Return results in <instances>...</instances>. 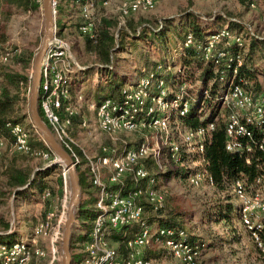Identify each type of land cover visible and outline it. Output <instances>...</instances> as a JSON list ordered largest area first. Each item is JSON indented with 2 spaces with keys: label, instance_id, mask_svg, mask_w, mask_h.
<instances>
[{
  "label": "built area",
  "instance_id": "2783aa9c",
  "mask_svg": "<svg viewBox=\"0 0 264 264\" xmlns=\"http://www.w3.org/2000/svg\"><path fill=\"white\" fill-rule=\"evenodd\" d=\"M40 3L42 0H32ZM81 0L75 2L80 10L81 23L79 32L96 43L99 38L98 25L94 12L99 7L118 5L119 16L126 20L133 15L151 13L156 9V0ZM209 1V0H204ZM59 0H53L54 16L57 19ZM124 23V22H123ZM163 27L162 22L160 28ZM253 34V33H252ZM224 43V45H223ZM222 44V47H220ZM244 48L245 38L241 33L232 32L228 26L211 34L205 42H199L193 33H189L176 51L178 58L185 56L190 48L197 49L202 60L213 66L214 77L203 89L201 83L189 80L190 68L182 63L165 67L158 63L147 75L139 77L134 84L122 88V101L104 98L99 102L86 99L85 94L74 91V82L82 67L73 57L72 46L64 37L55 34L41 69L40 105L45 123L61 146L71 155L75 165L86 168L93 187L98 190L95 204L96 217L88 241L82 245L83 264H154L146 257L148 248L166 250L180 264H199L203 258L204 244L192 242L184 230H171L153 226L146 220V207L150 205L158 212L166 208L165 197L155 188L156 179L146 167L154 162L163 168L164 158L174 166L195 169L187 176L190 186L199 188L204 182L215 187V181L207 170L205 152L208 139L217 128L215 121L196 129L179 130L178 139L171 138V123L188 115L191 103L198 101L204 105L209 98V89L217 80L226 79V74L233 72L226 89L219 100V112L226 115V150L249 154L247 163H251L254 147V132L258 130L261 140L256 143L264 151V91L258 99L236 82L239 68L243 64L242 53L231 55L226 49L231 46ZM13 54L0 50V66L11 61ZM113 69V66H100ZM173 72L169 83L163 74ZM199 96V97H198ZM2 90L0 89V106ZM87 105L95 113L98 129L111 142L102 145L98 154L89 156L75 140L74 119L78 108ZM88 122L83 121L82 127ZM10 137L0 136V158L6 151L30 156L45 163L46 167L59 162L50 149L32 146L31 132L23 124L7 125ZM141 129L143 132H157L166 136L165 148L150 142L147 135L136 147L126 144L120 149L115 144L122 137L118 135ZM255 130V131H254ZM249 141L244 144V141ZM114 143V146H113ZM81 153V154H80ZM65 194L68 192V172L63 169ZM128 177H133L137 187L128 194L124 193ZM147 181L146 187L139 186ZM230 192L240 214V223L248 233L254 247L264 257V171L258 174L251 184L244 180H235ZM52 197L51 191L45 192L43 200ZM67 196L63 211L49 212L34 227L33 236L28 241H19L11 245L0 244L1 264H30L34 260L49 259L55 264L57 246L62 240L66 220ZM137 225L138 232L125 244V252L113 246L110 236L126 227ZM40 240L47 241L48 247L40 246Z\"/></svg>",
  "mask_w": 264,
  "mask_h": 264
},
{
  "label": "rangeland",
  "instance_id": "374dc122",
  "mask_svg": "<svg viewBox=\"0 0 264 264\" xmlns=\"http://www.w3.org/2000/svg\"><path fill=\"white\" fill-rule=\"evenodd\" d=\"M117 7V4H113L109 7H99L95 10L94 18L98 25L99 34L104 21L112 25L111 30L114 34L118 33L120 29H125L130 34L138 36L139 33L146 28L150 31L154 30L158 32L160 31L161 22L164 26L165 20H176L175 24L173 23L171 26L167 24L164 28H161V30L166 29L162 40L154 44L148 42L142 44V52L144 55L147 57L149 56V58L155 62L166 60L175 63V65L182 63L181 58L179 60L176 59L178 43L182 40L178 34V29L182 28L180 22L181 17L188 13H193L202 17L204 22H202L201 25H206L207 23H205V21H209L213 16H231L242 22L246 28H249L250 32L264 39V0H246L245 6L240 0H156V9L153 12L133 15L126 20L119 16ZM78 16L80 19L81 16L77 15L76 12V16L74 14V17L67 21L62 37L71 44L73 57L78 64L82 67H86L87 70H94L91 74L85 72L86 75L83 76L84 80L81 78L83 73L79 72L80 77L76 81L77 86H75L74 90L76 94L78 91H81L86 95V99L89 93L90 99L88 100L94 101L96 98L94 91L98 89L99 92L101 88L108 86V82L111 79L99 73L101 66L99 58L95 53H90L88 51V40L90 41V39L79 32L77 27L79 21ZM68 17H70V15ZM44 32L45 19L42 5L37 11H19L6 4L0 3V50L9 51L13 54L8 64L0 66V89L2 90V88L6 87L8 84L4 77L8 69L17 71L27 78V82L25 81L24 84H21L16 90L12 91V94L17 96L18 99L17 105L14 106L15 110L18 112L19 116L27 114L29 116L28 123L31 122V124L33 123L30 117L29 103L32 72L35 56L40 50L43 42ZM131 45L130 43L128 44L125 52L115 53L113 69L115 70L114 73L118 76V83L123 89L126 88L128 84H131V82L137 81L141 76L142 70L146 68V61L140 56V50H135ZM20 52H31L34 54L31 67L26 70L22 69L20 65H14L12 62L15 56ZM260 81L264 87V74L260 76ZM91 92L92 94H90ZM99 93L100 97L104 99L106 92L103 90ZM78 110L77 117L79 123H81H77L74 126L73 133L76 138L75 140L89 156L97 155L100 146L111 145L112 141L98 129L95 113L91 109H88L87 105H81ZM217 118V124L219 125L220 122L225 121L226 115L223 112H218ZM84 120L88 122L87 127H82V122ZM184 128V125L175 118L171 123V138L178 139L179 130L183 131ZM33 131H36V129H30L31 135ZM145 134L150 142H154L155 145L161 148L166 147L165 135L150 131L143 132L141 129L118 135V137L122 138H120L115 146L118 145V149L122 150L125 144H138ZM36 136L43 140V137L37 131ZM5 162H12L15 166H25L24 168L32 166V169L41 166L40 161L30 156L15 153L9 149L4 156L0 158V231L2 221L8 220L15 223L17 212L16 199H11L12 195L8 193L9 189L6 187L8 173L7 171H2ZM147 164L146 167L151 172L152 177L156 179L155 188L160 192L162 191L165 197L166 209L164 214L169 210L180 209L194 215L193 217L189 216L190 218L186 219L184 224L189 239L192 242L204 244L205 246L203 258L199 264H264V257H262L254 247L248 233L241 225L240 220H234L232 224L229 225H226L224 222H203V210L205 207L213 205L217 200L225 202L226 199H231L232 202L236 204L228 184H224L220 187H211L208 182H204L201 187L194 188L188 183L185 174L187 169L192 170L195 165H193L192 168L174 166L169 162L167 157L164 158L163 168ZM63 169L64 167L58 166L51 174V180L53 181V185L55 184V190L58 195L52 205V209L60 214L61 211H63L66 195L67 203L65 210L67 218V208L71 193L69 178L67 194H65V183L63 188L64 192L62 194L60 193L61 189H58L56 184L62 177ZM152 215L153 214L149 210H146L147 218H151ZM36 223L37 222L34 224ZM79 224L80 222L76 221L74 227L76 234H86L84 228ZM76 226L80 228H76ZM153 226L156 227L158 225L153 224ZM33 230L34 228H30L29 235L32 234ZM39 242L40 246H45L47 241L40 240ZM111 243L113 246L119 248V244L113 239H111ZM151 249L156 253L162 250L154 247ZM151 249L146 250V255ZM81 250L82 245L76 244L74 252L81 253ZM162 252L163 254L159 258L151 259L154 261V264H180L171 254L165 251ZM56 257L55 264H62L61 241L57 246ZM31 264H49V259L34 260Z\"/></svg>",
  "mask_w": 264,
  "mask_h": 264
},
{
  "label": "trees",
  "instance_id": "16d2710c",
  "mask_svg": "<svg viewBox=\"0 0 264 264\" xmlns=\"http://www.w3.org/2000/svg\"><path fill=\"white\" fill-rule=\"evenodd\" d=\"M78 0H61L59 6L57 7L58 11V19H57V27L59 31V35L62 36L64 33L67 21L70 18L79 15L80 10L75 2ZM86 0H81L80 3H84ZM240 2L245 6L246 0H240ZM1 4H6L11 8H14L19 11H37L40 7V3L33 2L32 0H0ZM70 15V17H68ZM79 19V16H78ZM81 19V18H80ZM78 21L77 27L80 26L82 20ZM200 20V21H199ZM174 19L165 20L164 26L168 24V26L175 24ZM181 29H178V34L182 40L179 43H182L186 36L191 32L195 36V38L199 42H205L207 38L213 34L214 32L220 31L225 25L229 27L232 32L242 33L245 38V46L244 48H239L238 46L228 47L226 50L231 54H243V64L239 68L238 74L236 76V82L241 84L247 91H249L255 99H258L260 95L264 91L263 84L260 81V76L264 74V39L256 34H252L249 28L240 22L239 20L234 19L231 16H213L209 21H205L207 24H213L217 30L209 32L207 28H204L201 25L204 22L202 17H199L193 13L185 14L181 17ZM112 25L109 22L104 21L103 26L101 28L98 41L96 43L88 40V51L90 53H95L98 58L101 66H113L115 63V53H123L126 51L128 44H132L131 46L135 50H140V56L144 59L146 68L142 70L141 76L147 75L151 72L158 63L162 64L167 70L169 67L175 65V63L162 60L160 62H155L149 58V56H145L142 52L143 47L142 44L144 42L155 43L159 40H162L164 37V33L166 29H163L158 32L150 31L148 28L139 33L138 36L134 34H130L125 29H120L118 33H113L111 30ZM178 43V45H179ZM224 45V43H223ZM222 47V44L221 46ZM177 55V53H176ZM34 58V54L31 52H20L15 56L12 60L14 65H20L22 69H28L32 65V61ZM176 59H180L177 58ZM181 62L187 65L189 70V80L193 82H199L202 85V88L205 89L208 86V83L214 77L213 66L209 63H205L202 60L201 53L195 49L190 48L185 51V56L181 58ZM116 65V64H115ZM114 68V67H113ZM94 70L89 69L83 71V75L81 78L83 79L86 75L85 72L91 74ZM115 70H109L100 68L99 73H101L105 77H109L111 80L108 82V86L105 88H101L99 92L103 90L106 92V96L104 98H109L116 100L118 102L122 101L120 84L118 83V76L114 73ZM173 72H167L163 74L165 80L169 83L172 81ZM220 75L217 76V80L214 82L212 87L209 89L210 95L209 98L204 101V105H201L200 102H192L190 111L187 116L180 119L179 121L186 128L196 129L201 126H205L213 121L218 116L219 112V100L218 98L221 96L222 92L227 87V82L229 79L233 77V72H229L226 74V79L221 80L219 78ZM5 80L7 81V86L2 88V100L0 106V136L9 137L10 131L7 127L8 123L12 124H22L24 119L28 117L27 114L19 116L18 112L15 110V105H17L18 99L17 96L13 95L12 91L16 90L21 84L27 82V78L21 75L17 71H13L8 69L5 74ZM80 74H78L74 80L79 79ZM136 82V81H135ZM135 82H131L134 84ZM98 89L94 91L96 102L101 101L103 98L100 97V93ZM89 94V93H88ZM87 94V99L89 95ZM92 94V92L90 93ZM86 96V95H85ZM199 97V96H198ZM94 100V101H95ZM15 111V112H14ZM39 113L43 120L45 121L44 114L40 105V95H39ZM79 123L78 117L74 119L75 124ZM81 123V122H80ZM79 123V124H80ZM34 130V127H32ZM255 131V130H254ZM254 147L251 152V163H247V152L245 153H237V152H228L226 150V119L217 125L216 130L212 133L211 137L208 139L205 159L207 170L213 177L215 184L217 187L223 186L224 184H228L230 187L235 180L242 179L247 184H251L254 178L264 171V151L257 147L256 143L261 140V134L258 130L254 132ZM37 138V139H36ZM31 138V144L34 147L41 149H49V147L45 144L43 140H38V137ZM36 139V140H35ZM35 140V141H34ZM142 141V140H141ZM141 143V142H140ZM138 144L128 143L126 146L128 147H136ZM249 141H244V144H248ZM122 152L120 150L119 154ZM81 154V153H80ZM148 164L156 165L154 162H148ZM147 164V165H148ZM57 168V167H56ZM54 168H48L42 172L38 171L31 183V187L37 184L39 179H44L51 175ZM79 178L80 185L82 189V198L81 204L77 209L76 216L77 221L80 222L82 228L86 231V234H76L75 229L73 231L71 249H72V264H83L85 256L81 253H75V245L81 244L83 245L86 241H88L89 233L92 229V223L97 215L95 210V204L97 201L98 190L93 187V184L90 179L89 172L86 168L82 166H76ZM194 170L187 169L186 176L189 173H192ZM181 174V173H179ZM8 182H6V187L9 189L8 193H10L15 199L23 195V191H16L19 188H22L31 182L32 172L14 169L9 171L7 174ZM57 184L61 189V194L64 192V179L61 177ZM148 182L142 181L139 186L146 187ZM39 191H44L46 185L42 182L37 184ZM137 187L135 184L133 177H128L126 181V187L124 189V193L128 194L130 191L134 190ZM7 191V190H6ZM146 210H149L153 215L151 218H147L146 220L150 225L156 224L159 227L171 229V230H184L185 231V220L193 217L194 215L189 212H185L180 209L169 210L164 214L165 209L161 211H154V209L148 205L144 204ZM203 222H216V223H226V225L232 224L234 220H240L239 210L236 204L232 202L231 199H226L225 202L222 200H217L213 205L209 207H205L203 210ZM1 232H7V234H0V244L11 245L16 243L15 237L16 234L8 233L12 228L10 221H2ZM76 228H80L76 226ZM138 232V226L133 225L126 227L120 232H113L110 236V239H113L116 243L119 244V249L122 252H125V244L127 240L132 238L134 234ZM151 249V248H148ZM166 250H159L156 253L154 250H149L146 255L149 259H157L162 256L163 252Z\"/></svg>",
  "mask_w": 264,
  "mask_h": 264
},
{
  "label": "water",
  "instance_id": "95a60500",
  "mask_svg": "<svg viewBox=\"0 0 264 264\" xmlns=\"http://www.w3.org/2000/svg\"><path fill=\"white\" fill-rule=\"evenodd\" d=\"M42 6L45 19V32L40 50L35 56L33 72H32V86L30 89V117L33 123V127L43 137L45 144L53 152V154L59 159V162L52 164L47 168H56L58 166L64 167L68 172L70 183V200L67 208V218L65 220L63 228V236L61 240L62 248V264H72V237L74 227L77 221L76 212L81 204L82 189L80 185V178L76 168V165L71 155L61 146L53 135L43 118L39 113V90L41 84V69L43 61L49 50L50 42L54 37L56 28V18L54 16L53 0H42ZM84 69V71H86ZM31 183L26 186L30 187ZM21 188L20 190L26 189Z\"/></svg>",
  "mask_w": 264,
  "mask_h": 264
},
{
  "label": "crops",
  "instance_id": "0c3cea01",
  "mask_svg": "<svg viewBox=\"0 0 264 264\" xmlns=\"http://www.w3.org/2000/svg\"><path fill=\"white\" fill-rule=\"evenodd\" d=\"M225 26H227V25H225ZM203 27L207 28L209 32L217 30L213 24L212 25L206 24V25H203ZM82 80H84V78ZM28 118H29V116L24 119L22 124L24 126L26 125L27 128L33 129L32 128L33 124H31V122H29L31 125L28 123ZM31 136H32V138L38 137V136H36V131H33ZM38 140L40 141L42 139L38 138ZM38 161H40V160H38ZM40 162H41V166L35 167L33 169H32V166H29L28 168L27 167L24 168L25 166H18V165L15 166L12 162H10V163L5 162V166L2 169V171H7V173H9V171L14 170V169L31 171L32 177H31L30 183H32V181H33V179H34V177L38 171L42 172V171L48 169L45 166L44 162H42V161H40ZM52 173L53 172H51V174ZM7 182H8V177H7ZM40 182H42L44 185H46V188L43 192L39 191V189L37 187V184H39ZM37 184L34 185L33 187L30 186V187L26 188V186H28V184H27L26 186L22 187V188H26V189L20 190L21 188H19L16 190V191H23V195L16 199V203H17L16 220H15V223L13 221H10L12 229L8 233L14 232V234H16L15 241H17V242L30 240V238L33 235V231H32V234L29 235L30 228H34L41 219H43L49 212L53 211L52 205L55 202L58 195H57L56 190H55V186H54L55 184L53 185V181L51 180V175L48 177H45L44 179H39ZM57 186H58L57 188L60 189L58 184H57ZM47 191H51L52 197L45 201V200H43V196H44L45 192H47ZM12 198H15V196L13 195ZM34 218H35V220H34ZM35 222H37V223L34 224ZM0 234H2V235L7 234V232H1L0 231ZM41 247L46 249L48 247V243L46 242V245L41 246Z\"/></svg>",
  "mask_w": 264,
  "mask_h": 264
}]
</instances>
